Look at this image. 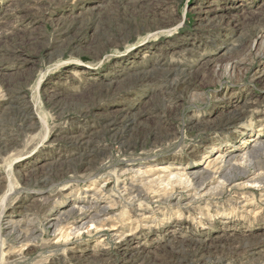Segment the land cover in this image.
Wrapping results in <instances>:
<instances>
[{"label":"rangeland","instance_id":"obj_1","mask_svg":"<svg viewBox=\"0 0 264 264\" xmlns=\"http://www.w3.org/2000/svg\"><path fill=\"white\" fill-rule=\"evenodd\" d=\"M256 141L264 0H0V264H264L262 184L134 175ZM72 206L107 213L78 230Z\"/></svg>","mask_w":264,"mask_h":264},{"label":"bare ground","instance_id":"obj_2","mask_svg":"<svg viewBox=\"0 0 264 264\" xmlns=\"http://www.w3.org/2000/svg\"><path fill=\"white\" fill-rule=\"evenodd\" d=\"M233 153L234 151H229L223 154H218L215 159L207 161L205 168H201L194 172H189L188 168H185L176 171L173 176H170L167 174L168 172H166L167 170L164 167L158 168L157 170H153L154 173L153 171H148L145 173L137 172L134 175H137L138 178H140L139 180L141 184L137 187V194L141 195L143 193V189L146 186L152 188V190L155 186H160L163 188V191H166L168 189L172 190L173 184H176L178 185L177 187H180L181 189L189 193L188 197H190V199H194L195 197L207 195L212 192L216 193L227 188L239 187V185H242L244 183H258V185L262 184L261 186L264 187V174H256L258 176H254L255 178L251 180L249 171L245 169V167H248V162H250V158L253 154L260 155L258 153H264V143L256 141L253 143V145H249V147L246 148L243 152L239 151L237 154ZM234 171H238V175H234ZM152 175L156 177L153 179H149V177ZM261 186L259 185V187ZM165 191L164 193H166ZM84 209L85 208H76V206H72L71 209H69V214H72L74 216H80L81 218L79 222V227H77L76 229L81 230L88 223H91L92 225H101V223H103L101 217L106 215L107 209H100V211L98 210L99 213L97 212V214L92 213V208L88 209L87 212L84 211ZM66 215L63 214L60 215L58 219L49 220V227L56 228L58 224H62V220L60 218L66 217ZM5 226H8L7 228L10 227L9 224H5ZM1 228L3 227H1L0 225V238L2 233Z\"/></svg>","mask_w":264,"mask_h":264}]
</instances>
